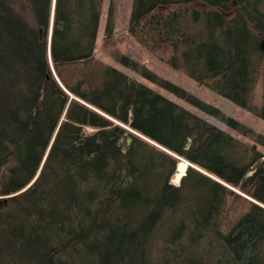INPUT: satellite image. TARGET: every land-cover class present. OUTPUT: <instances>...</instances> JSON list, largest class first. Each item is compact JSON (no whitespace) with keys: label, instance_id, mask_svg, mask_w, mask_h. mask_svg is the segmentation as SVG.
I'll use <instances>...</instances> for the list:
<instances>
[{"label":"trees","instance_id":"1","mask_svg":"<svg viewBox=\"0 0 264 264\" xmlns=\"http://www.w3.org/2000/svg\"><path fill=\"white\" fill-rule=\"evenodd\" d=\"M189 3L203 7L161 20L172 46L167 63L196 81L213 79L214 91L251 109L264 0H133L130 30L154 10ZM102 4L55 0L50 57L58 77L65 64L91 60ZM51 7L52 0H0V264H264V155L110 65L93 85L60 78L69 94L47 53ZM113 27L110 3L106 36ZM116 58L248 130L126 55ZM262 73L254 111L264 119V64ZM256 140L264 146L263 136ZM177 156L201 170L188 166L174 185ZM231 187L253 200L223 230L227 197L238 194ZM159 239L166 252L155 257Z\"/></svg>","mask_w":264,"mask_h":264},{"label":"rangeland","instance_id":"2","mask_svg":"<svg viewBox=\"0 0 264 264\" xmlns=\"http://www.w3.org/2000/svg\"><path fill=\"white\" fill-rule=\"evenodd\" d=\"M132 1L133 0H103L93 56L91 60L87 62L79 61L62 66L61 76L58 77L56 75V79H58V82L61 84V86L64 87L60 78H62L69 84H73L80 78L85 77L87 80L86 85L96 84L100 82L101 70L105 66L110 65L125 73L133 80L151 87L153 90L165 95L166 97L172 99L186 109L204 118L208 122L230 133L235 138L239 139L248 149H250V153L252 151H257L258 153L264 155V146L256 140L257 135H261L264 137V119L258 116L254 111V109L259 107L263 101L262 70L264 59L262 60V63L260 64L258 70H256V80L250 96V106L252 108H244L214 91L210 87L213 79H208L206 82L196 81L189 77L181 68H174L167 63V59L172 53V46L170 45V38L163 31V25L161 24L162 18L166 17L167 15H171L175 11L176 13L181 14V17L189 16L192 9H201L203 7L202 5H199L198 3H189L170 5L164 8L162 7L145 16L141 21V25L134 31H131L130 13ZM110 3H112L113 5L114 27L113 33L110 36H106L104 30ZM233 11L234 10H231L229 13H227V16L230 15ZM51 17L52 7L50 21ZM49 24L47 29L49 28ZM187 39V37L182 39L181 47H183ZM118 55H126L140 65H144L145 67H147L150 71L155 73L160 78H163L177 86H180L198 99L214 105L215 107L220 109L221 114L224 115L225 118H232L233 120L246 127L248 130L242 131V129H235L228 125L221 118V116H214L206 113L200 108L187 102L186 100L179 98L171 91L142 76L140 72H137L130 67L120 63L116 58ZM50 64H52V62H50ZM123 125L124 127L129 128L128 125ZM85 130L86 132H92L95 129L91 127H85ZM126 136L127 135H124L121 141L124 146H126ZM141 136L145 138L143 135ZM150 142L153 143L154 147H158V144L154 143L153 141ZM177 158V162H179L181 159H184L179 156H177ZM189 163L190 162L188 161L187 167L192 165L191 163V165ZM192 167L197 168L194 165H192ZM176 169L174 175L170 179V182L174 185H178L180 183L181 177L186 172L185 170L177 181ZM197 169L201 170L200 168ZM204 172L207 173L206 171ZM235 191L238 194L230 195L227 197L223 212L221 214V228L223 230H227L247 209L246 199L248 198L244 196L246 194L242 193L238 189H236ZM164 246L165 245L160 239L157 240V242H155L154 244L153 255L155 257H159L162 253L166 252L165 249L162 250ZM198 246L200 247V245ZM199 247L198 249H201Z\"/></svg>","mask_w":264,"mask_h":264},{"label":"bare ground","instance_id":"3","mask_svg":"<svg viewBox=\"0 0 264 264\" xmlns=\"http://www.w3.org/2000/svg\"><path fill=\"white\" fill-rule=\"evenodd\" d=\"M259 48V47H258ZM260 50V49H259ZM260 52H261V54H262V56L264 57V55H263V53H262V51L260 50ZM48 57H49V60H50V62H51V57H50V53H48ZM52 65V64H51ZM52 67V66H51ZM52 71H53V74H54V76L57 78V76H56V74H55V72H54V70H53V67H52ZM58 80V79H57ZM64 88V87H63ZM65 90H67L66 88H64ZM67 92H69L68 90H67ZM69 94H70V92H69ZM71 97H74L73 95H71ZM61 120V119H60ZM62 121V120H61ZM58 127H59V124H58ZM58 127L56 128V132H57V129H58ZM55 133V132H54ZM54 135V134H53ZM56 135V134H55ZM55 138V137H54ZM52 140V139H51ZM52 142H53V140L52 141H50V145H49V147H48V149H47V153H48V151H49V148H50V146H51V144H52ZM159 146V145H158ZM160 147V146H159ZM46 154V153H45ZM46 156H47V154H46ZM46 156L44 155V157H43V159H42V161H41V164H40V166H39V168H38V174H35V176L33 177V179L28 183V185L23 189V190H25V189H27V188H30L31 187V185L33 184V182L35 181V179L37 178V176L39 175V173H40V170H41V168H42V166H43V163H44V161H45V159H46ZM187 165H188V160H186V159H181L179 162H178V164H177V169H176V180L178 181L179 180V178H180V176L184 173V171L186 170V168H187ZM204 172V171H203ZM37 173V172H36ZM232 188V187H231ZM232 189H234V188H232ZM22 190V191H23ZM235 190V189H234Z\"/></svg>","mask_w":264,"mask_h":264},{"label":"water","instance_id":"4","mask_svg":"<svg viewBox=\"0 0 264 264\" xmlns=\"http://www.w3.org/2000/svg\"><path fill=\"white\" fill-rule=\"evenodd\" d=\"M54 6H55V0H53V4H52V17H51V21H50V24H49V28L47 29V33H48V36H47V42H48V44H47V53H50V42H51V35H52V29H53V14H54ZM39 34H40V37H42V29L41 28H39ZM258 47H259V49L262 51V53H263V55H264V36H262L260 39H259V41H258ZM61 120H63V117L61 118ZM61 120H60V122H61ZM60 122H59V124H60ZM125 128H127L129 131H131V132H133V133H135L134 132V130L133 129H131L130 127L128 128V127H125ZM137 133V132H136ZM55 134H56V131H55V133H54V135L52 136V140H54V137H55ZM51 140V141H52ZM130 141H131V137L130 136H128L127 138H126V145H128L129 143H130ZM46 154H47V151H46ZM46 154H45V156H46ZM190 164V163H189ZM191 165V164H190ZM192 166V165H191ZM203 172V171H202ZM36 174H38V171H37V173ZM245 197H247L248 199H250V200H253V199H251L250 197H248V196H246V195H244Z\"/></svg>","mask_w":264,"mask_h":264}]
</instances>
